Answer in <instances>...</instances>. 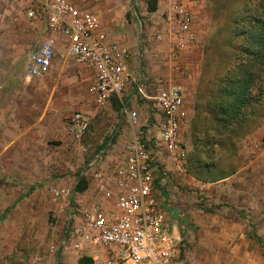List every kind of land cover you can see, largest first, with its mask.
<instances>
[{
  "label": "rangeland",
  "instance_id": "374dc122",
  "mask_svg": "<svg viewBox=\"0 0 264 264\" xmlns=\"http://www.w3.org/2000/svg\"><path fill=\"white\" fill-rule=\"evenodd\" d=\"M98 3L78 2L98 13L109 36L130 50L147 93L169 82L184 86L190 114L183 131L187 161L178 171L164 165L156 188L177 221L185 264H264V71L255 68L249 90L255 102L225 122L215 115L226 69L238 78V64L246 61L238 54L245 41L237 33L247 27L250 16L260 13L264 0H114L112 22L106 17L108 8ZM153 5L156 9L149 11ZM175 5L193 14V38L185 42L173 35ZM11 10L6 23L0 22V37L14 34ZM38 42L36 35L29 36L26 51ZM7 54L8 82L0 84V264H78L84 257L101 264L90 252L63 247L65 208L88 193V185L83 192L74 188L88 177L81 172L107 145L102 143L109 139L123 145L132 130L116 105L92 103L89 71L84 70L81 87L72 84L82 97L80 106L60 105L54 102L59 97V83L51 87L54 77L29 79L14 89V67ZM51 99L52 106L46 102ZM27 105L34 109L27 110ZM77 111L89 122L79 141L66 131ZM141 120L136 131L153 134L154 126Z\"/></svg>",
  "mask_w": 264,
  "mask_h": 264
},
{
  "label": "built area",
  "instance_id": "2783aa9c",
  "mask_svg": "<svg viewBox=\"0 0 264 264\" xmlns=\"http://www.w3.org/2000/svg\"><path fill=\"white\" fill-rule=\"evenodd\" d=\"M176 8L173 35L185 42L193 38V14ZM25 17L31 28L41 20L50 34L29 52L26 77L48 74L56 60L79 65L90 72L92 103L107 107L116 102L132 130L123 145L107 143L82 170L89 179L88 193L66 205L63 247L81 253L102 251L105 264H185L177 221L156 188L164 165L178 171L187 161L183 131L190 114L184 86L169 82L147 93L130 50L109 36L98 13L73 0H31ZM142 118L154 126L153 134L136 131ZM88 127L87 116L74 112L66 131L79 141Z\"/></svg>",
  "mask_w": 264,
  "mask_h": 264
},
{
  "label": "crops",
  "instance_id": "0c3cea01",
  "mask_svg": "<svg viewBox=\"0 0 264 264\" xmlns=\"http://www.w3.org/2000/svg\"><path fill=\"white\" fill-rule=\"evenodd\" d=\"M75 4L79 5L78 2L82 0H73ZM99 5L101 7L108 8L105 12L107 15V19L110 18V21H113L114 11L112 9L114 0H97ZM31 7V0H0V22L7 21V16L12 15V8H14V34L13 36H9L8 34L5 36L0 37V75H4L5 72L9 71L8 68L4 66V59L6 58V52L7 59L11 61L14 67V89H16L20 84H27L29 79H37V78H28L25 75V61L28 56L27 49V43L29 41V36H35L39 39V42L43 41L44 39H47L50 35L49 32L46 30L45 24L41 20H37L35 28H31L29 25V22L27 18L25 17V11L26 9ZM100 11V10H99ZM105 13H102L105 15ZM118 16H121V12L117 13ZM101 18V17H100ZM9 20V19H8ZM17 24L21 25V28L18 27ZM106 29V28H105ZM107 31V30H106ZM6 32V31H4ZM1 33V32H0ZM14 42H13V38ZM26 37V38H25ZM57 37V36H55ZM113 38V37H112ZM27 46V47H26ZM4 50V51H3ZM85 68L76 65L72 62H66L64 65L60 64L59 61H55L50 72L44 76L54 77V80L51 83V87L57 88L59 83V92H58V99H55L57 103L61 104H78L80 106L79 102L82 100V97L77 95V91L75 90L76 86L81 87L82 84V78ZM88 71V70H87ZM5 79L0 77V84L3 86L5 83H7V77L6 75ZM41 76V77H44ZM90 72H89V81H90ZM40 78V77H38ZM28 79V80H26ZM74 84L75 87L72 85ZM60 86L64 87V92H61ZM88 91V87H87ZM89 94V92H87ZM90 98V95H89ZM91 100V98H90ZM48 105L52 106V99L49 101H46ZM81 103V102H80ZM17 104V103H16ZM33 105V104H32ZM77 106V105H76ZM34 109L33 107L29 108V105H27V110ZM45 112H48L47 109H44ZM16 111H17V105L14 106V118L16 117ZM83 111V110H82ZM77 111V112H82ZM83 113V112H82ZM46 114L40 116V118H43ZM78 196V194H77ZM90 257L92 259H97L102 264L105 262V259L107 258V255L102 251H90ZM96 256V257H95Z\"/></svg>",
  "mask_w": 264,
  "mask_h": 264
},
{
  "label": "trees",
  "instance_id": "16d2710c",
  "mask_svg": "<svg viewBox=\"0 0 264 264\" xmlns=\"http://www.w3.org/2000/svg\"><path fill=\"white\" fill-rule=\"evenodd\" d=\"M261 4L263 5L258 9L260 13L250 16L247 27L240 29L237 33L245 41L244 45L238 49V54L246 59V61L244 60L238 64L241 76L238 78L231 77L233 71L227 68L226 76L220 80L221 85L223 83L224 86L217 91L218 110L215 111V115L224 122L236 118L244 106L251 105L252 102L257 100L254 97L249 99V90L255 83L254 76L257 73L255 68L260 67L264 71V3ZM155 9V5H153L149 8V11ZM113 104L118 106L116 102H113ZM109 141V139H106L102 145L104 146ZM88 183V178H80L74 191L83 192ZM78 264H92V260L84 257L78 261Z\"/></svg>",
  "mask_w": 264,
  "mask_h": 264
}]
</instances>
